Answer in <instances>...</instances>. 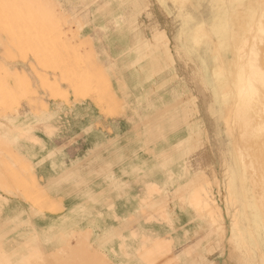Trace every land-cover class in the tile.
Returning a JSON list of instances; mask_svg holds the SVG:
<instances>
[{
	"label": "rangeland",
	"instance_id": "obj_1",
	"mask_svg": "<svg viewBox=\"0 0 264 264\" xmlns=\"http://www.w3.org/2000/svg\"><path fill=\"white\" fill-rule=\"evenodd\" d=\"M46 4L41 8L35 0H0V92L5 95L8 81L17 97L6 110L0 103V261L264 264L263 250L237 244L234 227L240 224L246 232L249 226L241 204L231 201V194L246 192L264 199V134L259 141L246 140V127L236 121L233 111L240 101L224 97L225 82L236 79L239 67L245 77L249 63L264 73V0ZM75 46H80L79 55ZM8 63L23 69L11 70ZM81 67H99L106 73L115 96L110 117L125 122L121 139L136 144L143 167L136 172L141 181L135 192H129L127 182L126 192L102 191L93 197L86 183L73 207L41 185L31 159L21 161L8 152L17 153L15 140L37 146L32 133L38 126L31 123L19 135H8L7 126H16L29 115L22 106L37 115L52 101L35 73L61 82V69ZM15 71L31 80L23 94L11 78ZM71 83L61 84L68 98L58 100L68 107L91 104L74 101ZM263 99L261 93L247 112L256 124L264 115ZM247 123L250 129L256 127L250 119ZM54 130L45 127L47 134ZM31 172L60 208L58 213L42 217L27 204L30 184L21 178L28 181ZM133 176L127 175L126 181Z\"/></svg>",
	"mask_w": 264,
	"mask_h": 264
},
{
	"label": "crops",
	"instance_id": "obj_2",
	"mask_svg": "<svg viewBox=\"0 0 264 264\" xmlns=\"http://www.w3.org/2000/svg\"><path fill=\"white\" fill-rule=\"evenodd\" d=\"M8 66L11 70L23 69L21 66L10 67V63ZM52 101H45L47 110L37 115H31L27 106H22L24 114L29 115L22 116L23 122L16 126H7L8 135L22 134L31 123L38 126V130L32 133L39 143L37 146L31 148L24 141L15 140L19 155L12 151L18 158L31 159V168L41 185L53 193V198L67 201V205L73 207L77 204L86 183L89 184L86 191L92 193L93 197H97L102 191L126 192L127 182L129 192H135L136 184L141 181V176L136 178V172H140L143 161L141 156L136 154L139 150L136 144L125 143L121 139L125 122L102 116L89 103L85 106L73 104L68 107L62 100ZM77 103L82 104L85 101L80 100ZM26 119L28 120L25 121ZM46 126L55 127L52 134L45 132ZM129 174H135V177L126 181ZM33 176L37 181L34 174ZM37 185L40 186L38 182ZM47 197L52 200L48 193ZM27 204L42 217L46 214H56L60 209L56 205L57 210L50 212L45 210V205L39 208L28 201Z\"/></svg>",
	"mask_w": 264,
	"mask_h": 264
},
{
	"label": "bare ground",
	"instance_id": "obj_3",
	"mask_svg": "<svg viewBox=\"0 0 264 264\" xmlns=\"http://www.w3.org/2000/svg\"><path fill=\"white\" fill-rule=\"evenodd\" d=\"M48 1H50V0H35L37 5H39L41 8L44 7V4H46V2H48ZM53 14L50 11L49 15H50L51 19H53V17H55ZM221 30H222V28H221ZM80 50H81L80 46H78V47L75 46L74 52L76 55H79ZM72 52H73V50H72ZM84 54H87V53H84ZM73 58L75 59V57H73ZM76 62H78V61H76ZM247 67L249 69V75L247 77H245V75H244V72L242 69L243 67H239L237 75L235 74V76H233V77H236V79L234 78L232 80V82H225V84L228 87V89L226 88L228 90V92L226 95H224V97L225 98L231 97L230 99H232V97H235L240 101V106L236 107L237 109L233 110V111H235V115H236L235 118L237 119L236 121L240 120L239 121L240 124L244 125V128L246 127V129H244V130H246V133L244 134V137L246 136L245 139L246 140L248 139L251 141H252V139H254V141H255V140H258V137L261 136V133L264 134V118H263L264 115H261L262 120H260V122H258V124H256L257 121H256V123L253 122V120L255 118L254 117L249 118L250 115L248 113H249V110H251L250 108H251L252 101L254 99H256V97H258L261 93H264V73L262 72V70L258 69L254 63H249ZM74 70H63V69H61V72L63 71V73H61L63 81H61V82L56 81L55 79L49 78L45 74H40L38 72L35 74H36L37 80L40 82L41 88L45 90V92L48 94V96L51 100H58V99L67 100L68 92L65 91L61 87V84L63 82L64 83L65 82H73V83L69 84V88L71 89L70 92H71V95L74 98L75 102H78L80 100H87V101L91 102L92 106L94 108L98 109L100 111L101 115H103L104 117H106V116L108 117L110 115L113 116V113L109 114V112L110 113L113 112V111H110V106H111V103L115 102L114 101L115 96H113L112 93L110 92V89L108 87L109 80H108L106 73L103 71V69H101L99 67H93V68L92 67H81L76 71H74ZM216 74H219V72ZM2 76H4V75H2ZM217 77L219 78V75H217ZM3 78H5V77H3ZM11 78L13 79L14 82H16L19 92H21L23 94L27 91V88L29 87L31 80L25 73H23V72L19 73V72L15 71L14 74L11 76ZM2 81L3 80H1V83H2ZM4 84L6 86V88H4L5 95H4L3 90H2L0 93H3L2 95H4L3 96L4 99H2L1 100L2 102L0 101V103H2V105H5L2 109L6 110L9 108L11 102L17 101V97L15 96L16 93H15L14 89L12 87H10V85L8 84V81L4 82ZM2 87H3V84H2ZM223 90H225V89H223ZM109 92H110V94H109ZM6 95H7V97H5ZM257 102L259 104V101H257ZM236 103H238V101H236ZM252 105H253V103H252ZM255 106H256V104H255ZM255 110H256V108H255ZM261 112H262V110H261ZM263 114H264V105H263ZM257 117H260V116L258 115ZM248 119L251 120V123L256 124V127H254V128L251 127V129H250V126L247 123ZM248 126H249V129H248ZM244 130L241 131V133L242 132L244 133ZM247 130H249V131H247ZM258 141H256V142H258ZM261 141H262V139H261ZM252 143H253V141H252ZM263 144H264V140H263ZM8 152L10 153V155L12 153L14 155V157H17L12 150L8 149ZM21 161H22V159H21ZM5 164H6L5 166L8 167L9 169H11V171H17L13 167H10L7 163H5ZM8 168H6V169H8ZM244 168H245V166H244ZM29 177L30 178L28 181L26 180L25 176L21 178V179H23L24 182L30 184V186L28 184H27L28 185L27 186L26 183H24L25 185L22 184L24 189L26 186H27V188L29 187L30 194L28 195V199H26V200L35 207L41 208V207H43L42 205H45L46 206V207H44L45 210H48L50 212H54L55 210H57V206L53 203L52 200H50L47 197V193L44 192V190L40 186L37 185V181H35V178H34L32 173H30ZM21 179H20V181H21ZM20 183H23V182L21 181ZM244 186H243V188H246V186L245 187ZM232 192H234V190H232ZM246 193L240 194V195L239 194H233V195L231 194V201L235 202L236 204L240 203L242 208L244 209V210L242 209L243 215H245V220L249 226V227L247 226L248 229L245 230L246 232H242L243 229L240 226V224H239V226L236 225L234 227L236 230L235 231L236 242L241 247H245V248L247 246H248V248L254 247V248L263 250V252H264V234L261 232V229L264 231V228L263 227L261 228V226L264 223L263 222V220H264L263 219L264 218V205H263L264 201L263 200L264 199L262 196H259V199H258L256 196L251 195V194H250L251 196H247ZM25 194L27 195L28 191H26ZM196 194H198V193H196ZM195 195H194V197H195ZM201 197L203 198V196H201ZM227 200H228V198H227ZM194 202H196V201H194ZM205 202H206V200L204 201V203ZM194 205H195V203H194ZM210 206H211V204H210ZM204 208H207V207L205 206ZM206 212H208V211H206ZM209 214H210V212H209ZM83 235H85V233ZM63 251H64V248H63ZM85 252L87 253V250ZM94 255L96 256V254H94ZM94 255H93V259H94ZM76 257H78V256H76ZM79 258H81V257H78V259ZM89 259H87V260H89ZM261 261H263V258L261 259ZM101 264H103V263H101Z\"/></svg>",
	"mask_w": 264,
	"mask_h": 264
},
{
	"label": "snow or ice",
	"instance_id": "obj_4",
	"mask_svg": "<svg viewBox=\"0 0 264 264\" xmlns=\"http://www.w3.org/2000/svg\"><path fill=\"white\" fill-rule=\"evenodd\" d=\"M262 6H264V4H262ZM110 194V193H109ZM0 264H7V262L5 261H0Z\"/></svg>",
	"mask_w": 264,
	"mask_h": 264
}]
</instances>
